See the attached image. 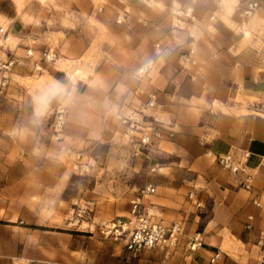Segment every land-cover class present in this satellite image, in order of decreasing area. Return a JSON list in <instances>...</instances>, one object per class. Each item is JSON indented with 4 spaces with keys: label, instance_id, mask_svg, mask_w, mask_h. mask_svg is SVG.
Returning <instances> with one entry per match:
<instances>
[{
    "label": "crops",
    "instance_id": "crops-1",
    "mask_svg": "<svg viewBox=\"0 0 264 264\" xmlns=\"http://www.w3.org/2000/svg\"><path fill=\"white\" fill-rule=\"evenodd\" d=\"M113 1L127 11L128 27L142 34L126 39L128 45L143 46L138 61L154 60L142 84L156 90L158 106L149 112L154 121L149 116L146 124L158 125L162 135L136 157L143 177L139 198L155 218L181 222L183 239L178 248L137 252L124 243L74 248L70 240L79 234L32 227L34 248H4L12 224L0 221V264H259L254 248H241L240 222L264 218V0H254L259 6L249 18L243 16L249 0ZM155 41L165 48L160 56L154 54ZM190 47L195 64L181 59ZM33 61L34 71L71 94L77 103L72 109L86 108L87 100L103 93L95 74L76 76L84 74L78 68L69 75L58 59ZM132 90L124 101L137 108L144 96L137 98ZM121 91L118 82L117 103ZM66 121L69 132L87 127ZM241 149L249 152L250 188L215 161L218 154ZM147 185L154 186L153 193H144ZM39 232L50 233L46 244L35 237Z\"/></svg>",
    "mask_w": 264,
    "mask_h": 264
},
{
    "label": "rangeland",
    "instance_id": "rangeland-1",
    "mask_svg": "<svg viewBox=\"0 0 264 264\" xmlns=\"http://www.w3.org/2000/svg\"><path fill=\"white\" fill-rule=\"evenodd\" d=\"M79 4L81 13L78 0H0L6 28L0 36V221L12 224L4 248H34L32 227L77 233L74 248H113L123 241L105 238L98 226L127 215L142 194L136 163L146 148L136 150L122 122L133 109L124 98L136 84L132 73L143 53L126 39L142 34L128 27L127 11L113 0ZM56 59L69 75L78 68L84 74L76 76L95 74L100 98L72 109L71 94L34 71L33 60ZM66 120L87 127L69 132ZM240 223L241 248H254L264 264V218ZM46 234L35 237L46 244Z\"/></svg>",
    "mask_w": 264,
    "mask_h": 264
},
{
    "label": "built area",
    "instance_id": "built-area-1",
    "mask_svg": "<svg viewBox=\"0 0 264 264\" xmlns=\"http://www.w3.org/2000/svg\"><path fill=\"white\" fill-rule=\"evenodd\" d=\"M258 2L249 0L243 10L245 18L251 17L258 8ZM178 14V11L175 12ZM187 14V12H186ZM6 28L0 24V36L5 34ZM154 54L160 56L165 51L160 41L153 44ZM194 48L190 47L181 54L183 63L195 64ZM46 58H50L47 54ZM154 66V60H148L134 69L132 78L135 86L132 93L135 97L144 96V100L139 102L137 108H133L130 114L122 117L125 125L124 135L127 140L140 148H147L152 143V138L160 137V127L154 123L146 124L147 117L152 115L149 112L158 106L157 93L153 88H147L142 84V80L147 72ZM249 152L245 149L238 153L229 151L225 154L215 156L216 163L222 168L241 176L240 183L245 188H250L251 175L247 171L246 160ZM154 186L147 185L144 193H153ZM191 194H189L190 196ZM99 233L105 238L122 240L127 250L137 252L143 248H168L177 247L183 239L184 225L181 222H163L155 218L149 205L144 204L139 197L131 201L129 212L125 216L116 217L110 222L102 223L98 226ZM195 243L190 248H194Z\"/></svg>",
    "mask_w": 264,
    "mask_h": 264
},
{
    "label": "trees",
    "instance_id": "trees-1",
    "mask_svg": "<svg viewBox=\"0 0 264 264\" xmlns=\"http://www.w3.org/2000/svg\"><path fill=\"white\" fill-rule=\"evenodd\" d=\"M39 228L46 229V228H44V227H39Z\"/></svg>",
    "mask_w": 264,
    "mask_h": 264
},
{
    "label": "bare ground",
    "instance_id": "bare-ground-1",
    "mask_svg": "<svg viewBox=\"0 0 264 264\" xmlns=\"http://www.w3.org/2000/svg\"><path fill=\"white\" fill-rule=\"evenodd\" d=\"M41 1H45V0H41Z\"/></svg>",
    "mask_w": 264,
    "mask_h": 264
}]
</instances>
